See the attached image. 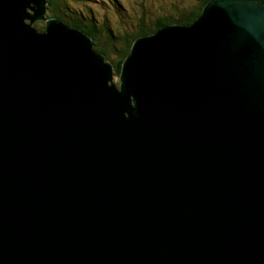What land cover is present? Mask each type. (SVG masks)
Returning a JSON list of instances; mask_svg holds the SVG:
<instances>
[{"label": "water", "instance_id": "water-1", "mask_svg": "<svg viewBox=\"0 0 264 264\" xmlns=\"http://www.w3.org/2000/svg\"><path fill=\"white\" fill-rule=\"evenodd\" d=\"M47 5L0 0V264H264V2L139 37L118 85Z\"/></svg>", "mask_w": 264, "mask_h": 264}, {"label": "trees", "instance_id": "trees-1", "mask_svg": "<svg viewBox=\"0 0 264 264\" xmlns=\"http://www.w3.org/2000/svg\"><path fill=\"white\" fill-rule=\"evenodd\" d=\"M70 1L72 0H47L46 17L56 18L68 27L80 29L85 35L89 36L93 41L94 50L97 53H102L107 60L111 61L114 73L119 76L122 65L131 52L133 43L139 37L151 34L158 28L170 23H182L184 25L192 23L201 14L204 6L210 0H195L196 4L189 10L178 11V17L176 15L160 16L152 19L151 22H148L149 18L146 16L149 13L147 9L144 8L143 4H139L141 7L139 18L136 12L133 16L128 13L127 18L132 19L130 22L134 24L133 26L125 25L120 30L110 27L106 19H102L99 25L86 11L82 10L79 12L80 9L77 10L70 6ZM257 1L264 2V0ZM78 2L82 1L78 0ZM37 29L43 31L45 25ZM110 55L114 56V59L110 58Z\"/></svg>", "mask_w": 264, "mask_h": 264}, {"label": "rangeland", "instance_id": "rangeland-1", "mask_svg": "<svg viewBox=\"0 0 264 264\" xmlns=\"http://www.w3.org/2000/svg\"><path fill=\"white\" fill-rule=\"evenodd\" d=\"M77 1V2H75ZM72 0L69 5L79 12L86 11L88 15L100 25L102 19H106L109 26L120 30L125 25L133 26L134 23L130 22L132 19H128V13L132 16L137 13L139 18L140 5L143 4L144 8L149 12L146 16L149 18L148 22L157 17H167L169 15H178V11L189 10L196 4L195 0ZM68 5V2H67ZM176 5V6H175ZM47 14V12H46ZM178 17V16H177ZM176 17V18H177ZM175 18V19H176ZM172 23L168 24L171 25ZM182 24V23H180ZM45 25L44 20H39L34 23L36 28H42ZM166 26V25H164ZM110 58L114 59V56L110 55ZM107 63L111 64L110 60L105 58ZM113 83L119 84V76L114 73ZM111 83V82H110Z\"/></svg>", "mask_w": 264, "mask_h": 264}]
</instances>
